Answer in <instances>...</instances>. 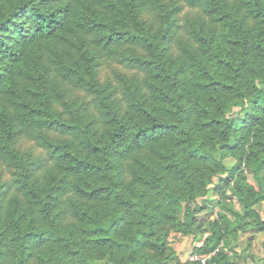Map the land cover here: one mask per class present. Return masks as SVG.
I'll return each instance as SVG.
<instances>
[{
  "label": "trees",
  "instance_id": "1",
  "mask_svg": "<svg viewBox=\"0 0 264 264\" xmlns=\"http://www.w3.org/2000/svg\"><path fill=\"white\" fill-rule=\"evenodd\" d=\"M185 2L0 0V264H167L170 231L234 264L230 238L264 230V0Z\"/></svg>",
  "mask_w": 264,
  "mask_h": 264
},
{
  "label": "rangeland",
  "instance_id": "2",
  "mask_svg": "<svg viewBox=\"0 0 264 264\" xmlns=\"http://www.w3.org/2000/svg\"><path fill=\"white\" fill-rule=\"evenodd\" d=\"M167 7L170 6L172 2L179 3L182 6V11L179 13L178 17H184L190 12L185 0H163ZM124 64L115 59L106 60L99 67V81L102 84H108L112 87L111 96H120L118 92L119 79L122 74L131 73ZM90 96L81 89H72L69 96L65 99H86ZM62 108V104L60 105ZM242 110L239 108H234L232 115L239 116L242 114ZM18 150L24 153V156L29 159L37 158L43 161V165L47 163V153L44 148H42L39 142L30 137L24 136L19 139L16 144ZM23 155V154H22ZM224 163L227 167L234 163V159L231 156L224 158ZM14 169L9 167L5 163L0 162V181L8 182L13 177ZM214 177V181L216 182ZM197 198L194 203L198 205H203L204 211L209 213H203L199 215V219L214 218L215 212L218 210L217 198L218 196L214 194L211 190L207 193L205 197ZM206 200V201H203ZM193 202L190 204L193 205ZM236 209H240V206L232 199ZM258 209L261 211L264 208V202L257 205ZM214 212V213H213ZM263 215V213H261ZM202 240L201 235L194 236L193 234L183 235L176 231H170L168 235V251H172L176 257L171 259L167 264H194L192 263V254L196 251L194 247L200 244ZM223 250L233 258L234 264H264V230L256 232L253 229H248L247 231L238 232L235 238H230L229 244L223 247ZM104 260L93 261L91 264H104ZM136 264H146L144 260H139Z\"/></svg>",
  "mask_w": 264,
  "mask_h": 264
},
{
  "label": "built area",
  "instance_id": "3",
  "mask_svg": "<svg viewBox=\"0 0 264 264\" xmlns=\"http://www.w3.org/2000/svg\"><path fill=\"white\" fill-rule=\"evenodd\" d=\"M221 246L205 253L195 252L192 254V261L196 264H209L210 260L219 252Z\"/></svg>",
  "mask_w": 264,
  "mask_h": 264
}]
</instances>
